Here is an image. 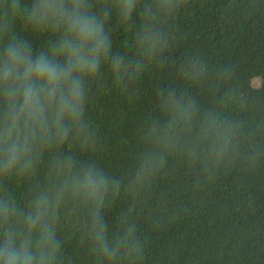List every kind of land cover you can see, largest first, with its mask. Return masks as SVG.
I'll use <instances>...</instances> for the list:
<instances>
[{"label": "trees", "instance_id": "16d2710c", "mask_svg": "<svg viewBox=\"0 0 264 264\" xmlns=\"http://www.w3.org/2000/svg\"><path fill=\"white\" fill-rule=\"evenodd\" d=\"M20 3L52 19L43 0ZM80 11L104 37L83 84L87 127L0 176V241L11 226L51 264H264V0ZM47 19L17 17L12 38L50 53L63 27Z\"/></svg>", "mask_w": 264, "mask_h": 264}, {"label": "clouds", "instance_id": "9594fccd", "mask_svg": "<svg viewBox=\"0 0 264 264\" xmlns=\"http://www.w3.org/2000/svg\"><path fill=\"white\" fill-rule=\"evenodd\" d=\"M82 5L83 0H43L38 7L51 13L52 19H47V14L37 15V5L0 3V176L24 175L45 145L62 144L72 127L78 136L87 127L81 119L83 84L97 74L104 37L102 21L85 16ZM19 16H26L33 27H43L46 19L56 30L63 27L50 53H34L26 41L12 38ZM8 213L9 206L0 205V218L6 220ZM33 249L27 236L19 238L11 226H4L0 264H51V256Z\"/></svg>", "mask_w": 264, "mask_h": 264}, {"label": "rangeland", "instance_id": "374dc122", "mask_svg": "<svg viewBox=\"0 0 264 264\" xmlns=\"http://www.w3.org/2000/svg\"><path fill=\"white\" fill-rule=\"evenodd\" d=\"M252 83L254 86H258L259 85V80L257 78L252 79Z\"/></svg>", "mask_w": 264, "mask_h": 264}]
</instances>
